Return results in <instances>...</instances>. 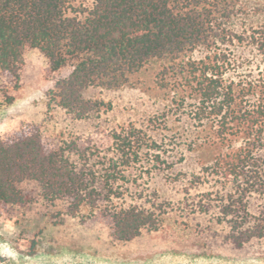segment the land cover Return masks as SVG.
<instances>
[{
	"label": "trees",
	"instance_id": "1",
	"mask_svg": "<svg viewBox=\"0 0 264 264\" xmlns=\"http://www.w3.org/2000/svg\"><path fill=\"white\" fill-rule=\"evenodd\" d=\"M236 15L234 0H0V74L6 80L0 90L12 104L27 48L46 56L47 76L72 67L49 89L47 105L76 121L111 110L106 94L150 65L162 66V88L171 86L167 74L178 73L172 86L189 88L198 100L189 150L198 152L200 169L190 179L183 172L171 179L180 203L213 223L212 234L200 233L189 252L236 258L250 241L264 239V77L240 87L226 79L217 53L188 57L199 48L214 50L217 41L226 42L225 33L230 41L245 40L231 29ZM249 42L264 61V23ZM99 129L58 135L46 145L40 125L27 121L0 137V207L26 205L20 185L35 182L45 199L66 203L67 216L108 224L116 243L158 231L171 202L142 188L145 176L165 171L158 141L134 124L107 134Z\"/></svg>",
	"mask_w": 264,
	"mask_h": 264
},
{
	"label": "rangeland",
	"instance_id": "2",
	"mask_svg": "<svg viewBox=\"0 0 264 264\" xmlns=\"http://www.w3.org/2000/svg\"><path fill=\"white\" fill-rule=\"evenodd\" d=\"M234 1L237 15L231 29L245 40L239 42L233 37L230 41L232 36L225 33L226 42L217 41L215 51L199 48L188 57L198 61L217 53L227 67L226 79L248 88L264 77L262 56L249 42V34L264 23V0ZM24 55L26 64L12 104L6 103L0 90V137L10 136L27 121L40 125L46 145L55 143L58 135L82 136L95 129L100 133L99 128L107 134L134 124L153 135L164 160L161 166L165 171L152 178L145 176L142 188L151 198L158 191L159 201L171 204L158 231H144L135 240L116 243L108 224H81L65 214L64 201L45 199L37 183L24 182L20 186L29 202L0 207V264H264V239L250 241L236 258L194 256L189 252L200 233L212 234L209 226L213 223L209 215L194 213L190 206L180 203L182 195L171 179L182 172L190 179L200 169L198 152L189 150L198 124L191 113L198 100L189 88L172 86L181 78L178 73L167 74L164 82L171 86L162 88L158 84L162 66L150 65L133 75L126 86L106 94L112 100L111 110L101 117L76 121L58 106L49 109L47 105L49 89L57 79L68 76L72 67L47 76L48 59L39 49L27 48ZM5 84L0 74V88ZM181 96L185 100L179 105Z\"/></svg>",
	"mask_w": 264,
	"mask_h": 264
}]
</instances>
